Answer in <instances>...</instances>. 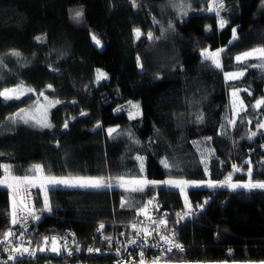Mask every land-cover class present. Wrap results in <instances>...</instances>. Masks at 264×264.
Listing matches in <instances>:
<instances>
[{"label":"trees","instance_id":"trees-1","mask_svg":"<svg viewBox=\"0 0 264 264\" xmlns=\"http://www.w3.org/2000/svg\"><path fill=\"white\" fill-rule=\"evenodd\" d=\"M190 2L191 10L182 16L175 6L179 0H135V7L132 0H0V90L17 86L34 90L20 99L0 97V166L12 165L18 176L41 164L44 175L57 177L144 173L156 181H222L236 165L241 171L233 174L234 182L246 181L249 167L253 180H264V130L248 139L264 119V105L253 107L264 97V69L251 66L254 60H235L264 46V0H224L227 12L221 15L229 23L223 29L216 15L200 11L206 7L204 0ZM81 8L84 14L76 21L74 10ZM170 23L174 31L169 30ZM234 27L239 39L229 43ZM137 28L142 33L139 39ZM148 32L159 39L149 40ZM204 48H224L220 69L204 60ZM13 50L20 55H12ZM97 69L107 79L97 83ZM238 70L245 71L239 79H225L224 73ZM232 89H241L247 109L234 126L228 124ZM45 96L61 102L51 112L53 127L36 129L12 120L23 107ZM129 102L139 105L141 115L135 119L129 118ZM201 115L203 120L198 121ZM108 128L122 134L110 137ZM138 156L145 157L143 173ZM165 158L172 168L160 163ZM27 186L41 209L43 189ZM187 194L194 212L197 205L208 203L177 224V213L187 211L185 201L178 189L167 186H149L143 192L120 187L49 190L52 211L42 213L35 236L71 231L73 249L80 245V251L39 256L27 264H118L138 249L128 245L124 251L123 245L135 238L131 225L138 228L136 212L145 206L152 221L167 220V228L161 226L160 232L171 235L173 230L184 248L174 249L165 262L264 261V190L202 187L190 188ZM122 200L128 206L121 207ZM9 214L8 188L0 186V232L10 226ZM100 223L105 224L102 232L97 231ZM105 237L112 238L111 244ZM156 242L158 238H153L145 248L148 260L156 253L151 246ZM90 245L100 249L98 254H88Z\"/></svg>","mask_w":264,"mask_h":264},{"label":"snow or ice","instance_id":"snow-or-ice-1","mask_svg":"<svg viewBox=\"0 0 264 264\" xmlns=\"http://www.w3.org/2000/svg\"><path fill=\"white\" fill-rule=\"evenodd\" d=\"M204 3L206 4V7L201 8L200 11L207 12L214 14L218 17V27L220 29H223L229 21L224 18V16L221 15L222 12H227V8L224 4V0H204ZM132 5L135 7V0H132ZM182 16L188 15V12L191 10V2L190 0H179V3L175 5ZM84 14L83 8L74 10L73 19L76 21H79ZM158 23V22H157ZM169 30L174 31L173 25L169 24ZM210 30V26L206 29ZM134 33L139 39V37L142 35L141 30L139 28L134 29ZM147 38L149 40L159 39L158 37H154L151 32L147 33ZM37 40H40L41 37H36ZM91 39L94 41V43L98 46L101 45V41L96 37V35H92ZM239 39L237 35V28H232V39L229 41V43H232L233 41ZM224 52V48L217 49L215 51H210L208 48H204L201 52V55L203 56L204 60L208 61L210 60L213 64V66L217 69H220L222 67L220 55ZM12 55L19 56L20 53L18 51L13 50L11 52ZM256 58L260 60L259 64L251 65L253 67H260L264 69V46L262 47H256L252 48L251 50L245 51L235 57V60L238 63H246L249 59ZM139 56L137 57L138 65L140 67H143L142 64H139ZM2 63V61H0ZM55 71V69H53ZM244 75L243 71L240 72H226L224 73L225 79L227 81H233L236 79H239L241 76ZM102 79H107V74L101 72L99 69H97V76H96V82L98 83ZM48 88H51V85L47 86ZM28 92L34 91L33 89H27ZM24 90L21 86H17L15 88H3V90H0V97H2L4 100H14V99H20L24 95ZM251 94V93H249ZM40 96H44V93L41 92L39 94ZM238 93L237 91L232 92L233 97H237ZM45 100H47V97H44ZM61 103L60 101H49L48 105H39L38 110H42V117L37 118L35 115H33L30 119L35 124V126L42 127V128H51L53 127L51 123L47 119V112L48 107H54L56 104ZM239 110L235 112L236 115H239V112L246 111V107L243 104V101L240 100L239 102ZM262 105H264V97L257 99L254 108L259 109ZM129 106L131 109H135V111H129V118L135 119L136 116L141 115L139 111V105L133 104L132 102H129ZM232 106L235 109L237 107V101L234 99L232 102ZM123 108H118L117 111H122ZM26 110L21 109L20 113H17L16 116L23 119L21 116V113H24ZM81 115H86V113H81ZM12 119V118H10ZM72 119H75L74 117ZM198 121L203 120V116L196 117ZM29 119H24V123H29ZM248 123H251V121H248ZM228 124L234 126L236 124V121L234 119L228 120ZM64 129L68 128V122L65 121L63 125ZM97 127H100L99 124H97ZM264 130V122H258L257 123V131L250 132L248 139H251L252 137H255L257 135L258 131ZM108 135L111 137L114 133L116 134H122L118 130V128H108L107 130ZM129 136H131V133H128ZM211 139L210 137L208 138ZM135 143H139V141H134ZM136 159L140 162L139 163V170L141 173L145 171L144 168V157L138 156ZM160 163L163 165L165 169H170L173 167L171 165L167 158L160 161ZM249 165H251V161H247ZM3 168L4 171V177L3 179H0V186H5L9 189H12L13 193V211L11 213V225L16 226L20 225L21 230L19 232V236L17 235L16 231H13L11 228H9L7 231L0 232V245H3L2 251L7 252V260L3 261V264H8L9 261H12L13 264H27L28 261L35 258L37 256V253H45L50 252L55 255H61L64 252H67V255L71 256L73 254V251L69 249L68 244L66 242V238H64V242H61V239L52 236V237H43L42 241L37 244L36 247H32L31 241H28L29 246H25V242L20 241L18 245H16L12 239V237H19L24 236L27 232V223L29 219L31 220H40L41 216L37 214V211L40 213L43 212H51L52 207L49 202L48 198V191L49 190H56L61 187H70V188H81V189H95V190H101V189H112L114 187H121L125 188L126 185H134V187L131 188H125L126 191L129 192H143L147 187L149 186H167L169 188L179 189L181 194L184 195V201H185V208L187 211H184L182 213H177V216L179 217V220H177V224L180 223V221L185 219H190L193 216L197 215L199 211H202L204 206L208 203V200H205L203 203L196 206L197 211L194 212L192 209L191 202L188 200L186 189L188 188H202L207 187L210 189H217V188H230L232 190L236 189H246L248 191L253 190H264V180H253V169L252 167H249L247 170V177L248 179L243 182H233L232 176L235 172L241 171L239 167L236 165H232V172H230L224 180L222 181H214L212 179L207 180H201V181H189V180H176V179H167L163 181H156V180H148L145 177L140 178H134L130 180H126L124 176H120L116 178V183L114 184L112 182V178H105L103 176H97V177H85V176H52V175H44V166L41 164H35L31 166V168L28 169V173L24 176H15L12 175V168L13 166L10 164H4L0 166ZM205 173L210 176V173L208 172L207 163L205 161ZM31 185L33 187H39L44 190V200H43V207L39 210H35L32 207L27 208V215L19 217L17 210H16V202H15V196L18 194L22 189L26 191V188L24 186ZM22 203V202H21ZM153 202L150 200L148 201V204H152ZM128 206V202L125 200L121 201V207ZM147 206L144 208H141L138 212L139 214H143L146 217H148L147 213ZM148 219L156 224V228L149 229L148 227H141L137 228L136 224H132L131 227L135 233V238L129 239L125 245H123L124 251H127L128 245H137L140 247L139 252V264H160V261L164 259L163 256H156L154 259L150 261L145 260V252L144 248L148 247V238L152 237L154 239L158 238V242L152 244V247H161V243L166 245L162 249V251L167 254L171 253L174 249L178 250L180 252H183V246L175 241V233L173 230H169L171 232V235H165L160 232V227L163 226L167 228V220L166 219H159L156 221H152L151 217H148ZM105 228L104 223H100L99 227L97 228L98 232H102ZM123 235V233L121 234ZM105 240L111 244L112 238L111 237H105ZM75 251H80L79 245L75 248ZM89 253L93 252H99L100 249H94L89 247L87 249ZM116 252L118 254L121 253V249L117 248ZM119 264H124V261H120ZM128 264H136L135 261H128ZM258 264H264V261L258 262Z\"/></svg>","mask_w":264,"mask_h":264},{"label":"built area","instance_id":"built-area-1","mask_svg":"<svg viewBox=\"0 0 264 264\" xmlns=\"http://www.w3.org/2000/svg\"><path fill=\"white\" fill-rule=\"evenodd\" d=\"M24 187L26 188V191L22 189L15 196L16 210H17V213H18V216L19 217H22V216L27 215V208L28 207H32L35 210H38L37 207H36V204H35V194H34V190L30 186H27V185L24 186ZM8 197H9V202H10V214H9V217H10V226H9V228H11L13 231H16L17 232V235L19 236V232L21 230V226L20 225H16V226L11 225V218H12L11 217V213L13 211V202L14 201H13L12 189H9V188H8ZM139 210L136 212L137 213V216H138V218H137V223L139 225L138 228H141V227H148L149 229L156 228V225L154 226V224L151 223V221L148 219V217H150V213H151L149 206H147V209H146L147 210V213H148V217H146L143 214H139L138 215ZM37 214L41 216L40 220L36 221V220L29 219V221L27 223V232H26V234L24 236L19 237V239H17V237H12L14 243L16 245H18L20 243V241H23V242H25V246H29L27 242L28 241H31L32 242L31 246L32 247H36L37 244L42 241L43 237H45V236H47V237L56 236V237H58V238L61 239V242L62 243L64 242V238H66V242L68 244L69 249H71L73 251V253H74L75 251L73 249V245L76 243V240H75V234L73 232H71V231L67 232L65 235L53 234V235H44V236H40V237L35 236V234H36V232L38 230L37 226H38L39 222L41 221V219L43 217L42 213H40L39 211H37ZM174 238H175V236H174ZM0 239H2V238H0ZM152 241H153V238L152 237H149L148 238V243L149 242H152ZM175 241L178 243V241L176 240V238H175ZM135 246L138 247L137 251L136 252L129 251V253L126 255V257H124L121 261H134L135 258H138V260H139L140 247L138 246V244L135 245ZM3 247H4L3 245H0V253L2 254L3 261H4V260H7L8 253L2 251V248ZM79 247H81V246L79 245ZM89 247L94 248V249H97L93 245H90ZM164 247H166V245H164L163 243H161V247L160 248L155 247V252L156 253H155V255H153L152 259H154L158 255L159 256H163L164 259H165L168 256L169 253L165 254L162 251V249ZM144 252H145V260L146 261H150V260H148V257H147L145 248H144ZM64 253L67 254V252H64ZM88 254L95 255V254H98V253L97 252H93V253H89L88 252ZM61 255H55V254L50 253V252H45V253H39L38 252L37 253V256L35 258L31 259V260H34V259H36L39 256H53V257H58V256H61ZM163 260L160 261L161 264H163V263H171V262H165ZM8 264H13V262L12 261H9ZM173 264H176V263H173Z\"/></svg>","mask_w":264,"mask_h":264},{"label":"rangeland","instance_id":"rangeland-1","mask_svg":"<svg viewBox=\"0 0 264 264\" xmlns=\"http://www.w3.org/2000/svg\"><path fill=\"white\" fill-rule=\"evenodd\" d=\"M98 46V45H97ZM103 45H102V42H101V45L100 46H98V47H102ZM210 51H215V50H211L210 48H208ZM203 50V49H202ZM202 50H201V52H202ZM222 54V53H221ZM220 60H221V55H220ZM249 60H254L255 61V64L254 65H256V64H259L260 63V60H258V59H256V58H251V59H249ZM240 71H243L244 73H245V71L244 70H238V71H234V72H240ZM237 91V93H238V95H237V97H233L232 96V92L233 91ZM24 95L23 96H25L26 94H29L30 92H28L27 90H24ZM47 97V100H45L44 99V97H38L37 99H35L30 105H28V106H26V107H23L22 109H24V110H26L24 113H21V116L23 117V119H21L20 117H17L16 116V114L14 115V119H12V120H14V122H16V123H23V124H28V125H30L31 127H33V128H36V129H42V127H38V126H35V124L31 121V117L33 116V115H35L38 119L39 118H41L42 117V115H43V113H42V110H38L39 109V105H48V102L49 101H55V100H52V98H50L49 96H46ZM236 100L237 101V107L234 109L233 108V106H232V102H233V100ZM240 100H242L243 101V99H242V96H241V89H232L231 91H230V107H231V119H236L237 118V116L238 115H236L235 114V112H237L238 110H239V101ZM133 104H135V103H133ZM243 104H244V102H243ZM57 105V104H56ZM55 105V106H56ZM54 106V107H55ZM54 107H48V112H47V119H48V121L50 122V116H51V112H52V110H53V108ZM127 111H128V113H129V111H135V109H131L130 108V106H129V104H128V106H127ZM18 113H20V111L18 112ZM241 112H239V114H240ZM137 117V116H136ZM24 119H29L30 120V122L29 123H24ZM262 122H264V119H263V121ZM141 157H143V156H141ZM145 158V157H144ZM5 164H7V163H5ZM4 165V164H3ZM2 166V165H1ZM144 168H145V160H144ZM1 170L2 171H0L1 172V174H0V179H3V177H4V171H3V168L1 167ZM145 172V171H144ZM12 175H15V176H18L17 174H15L14 173V171H13V169H12ZM86 177V176H85ZM140 177H145L146 179H148L146 176H145V174L143 173L142 175H140L139 177H125V179L126 180H130V179H134V178H140ZM106 178H109V177H106ZM110 178H112V182L115 184L116 183V178L117 177H110ZM167 179H170V178H166V179H164V180H167ZM149 180V179H148ZM205 180H207V179H205ZM158 181H163V180H158ZM189 181H201V180H189ZM232 181H233V179H232ZM234 182V181H233ZM131 187H134V185H126L125 186V188H131ZM67 188H70V187H67ZM121 188V187H120ZM124 188V189H125ZM190 188H188V189H186V192L189 190ZM179 190V189H178ZM43 192H44V190H43ZM44 194V193H43ZM182 196H183V198H184V195L182 194ZM187 196H188V194H187ZM49 198V197H48ZM119 264V263H118ZM124 264H128V261H124ZM136 264H139V262H136ZM160 264H161V262H160ZM164 264V263H163Z\"/></svg>","mask_w":264,"mask_h":264},{"label":"water","instance_id":"water-1","mask_svg":"<svg viewBox=\"0 0 264 264\" xmlns=\"http://www.w3.org/2000/svg\"><path fill=\"white\" fill-rule=\"evenodd\" d=\"M224 263H227V264H258V262H196L194 264H224ZM176 264H190V263H176Z\"/></svg>","mask_w":264,"mask_h":264},{"label":"bare ground","instance_id":"bare-ground-1","mask_svg":"<svg viewBox=\"0 0 264 264\" xmlns=\"http://www.w3.org/2000/svg\"><path fill=\"white\" fill-rule=\"evenodd\" d=\"M164 264H173V263H164ZM191 264V263H190ZM192 264H194V263H192ZM224 264H227V263H224Z\"/></svg>","mask_w":264,"mask_h":264}]
</instances>
